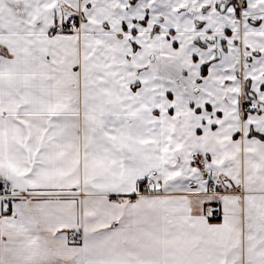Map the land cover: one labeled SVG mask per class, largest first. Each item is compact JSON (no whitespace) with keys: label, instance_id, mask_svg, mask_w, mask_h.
<instances>
[{"label":"snow or ice","instance_id":"6c2138e0","mask_svg":"<svg viewBox=\"0 0 264 264\" xmlns=\"http://www.w3.org/2000/svg\"><path fill=\"white\" fill-rule=\"evenodd\" d=\"M0 264H264V0H0Z\"/></svg>","mask_w":264,"mask_h":264}]
</instances>
